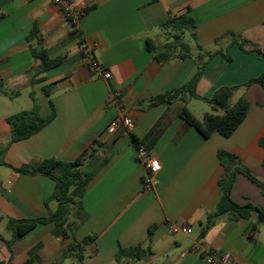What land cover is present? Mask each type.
I'll list each match as a JSON object with an SVG mask.
<instances>
[{
	"label": "crops",
	"instance_id": "obj_1",
	"mask_svg": "<svg viewBox=\"0 0 264 264\" xmlns=\"http://www.w3.org/2000/svg\"><path fill=\"white\" fill-rule=\"evenodd\" d=\"M72 8L83 13L76 25L64 18L55 0H0V264H57L65 249L89 235L96 240L85 264H117L120 248L138 245L150 255L136 264H208L204 258L212 254L230 255L228 264H264V223L256 212L247 219L221 217L202 235L220 198L224 169L218 150L236 155L264 184V88L243 86L264 74V59L254 49L264 52V0H72ZM180 17L192 18L195 28L186 26L182 34L168 26ZM164 30L170 40L178 33L179 42L161 62L149 47L164 50L169 43ZM34 31L37 38L31 39ZM243 40L248 43L241 48ZM36 42L62 62L33 79L40 65L30 49ZM198 47L220 53L209 59L197 94L211 98L220 88L238 87L232 103L249 102L230 137L213 133L205 138L180 116L185 107L202 121L213 113L208 103L193 110L192 99L184 96L153 104L195 76L198 56L208 60ZM87 52L111 78L91 72ZM35 104L45 117L54 110V118L34 136L12 142L7 118ZM123 115L134 120L133 134H108ZM137 145L161 163L152 190L144 188L147 169L137 160ZM83 155L87 178L70 191L82 204L73 234L64 237V227L48 223L9 245L10 219L44 218L57 208L51 199L53 179L17 169L49 159L74 162ZM231 198L240 206L264 209L261 188L241 173ZM174 225L191 231L172 233Z\"/></svg>",
	"mask_w": 264,
	"mask_h": 264
},
{
	"label": "trees",
	"instance_id": "obj_2",
	"mask_svg": "<svg viewBox=\"0 0 264 264\" xmlns=\"http://www.w3.org/2000/svg\"><path fill=\"white\" fill-rule=\"evenodd\" d=\"M3 18L4 15L0 14V21ZM168 26L173 27L174 30H178L184 34L186 26L195 28V22L192 18L180 17L177 19H171L168 23ZM36 38V31H34L31 39ZM173 38L175 39V42L167 43L164 46V50L162 52H158L155 48L153 49L149 47V50L157 53L156 57L158 61L162 62L169 59L171 47L176 46V44L179 42V34H174ZM247 43L248 41L243 40L241 43H239V45L241 48H243V45ZM180 47L182 51L186 49L184 45H180ZM30 49L32 55L40 61L39 67L34 72L33 79L45 73L46 71L59 66L62 62V58L51 59L48 56L47 51L42 48L39 42L31 44ZM254 49L264 59V52L257 49L256 47H254ZM198 50L203 52L201 47H198ZM217 53L220 52H203V56L208 57V60L201 62L200 57L202 56L197 57V59H199L198 71L187 84L171 93L159 95L153 101V104L162 102L172 103L179 98L187 96L189 99H201L211 105L213 113H206L202 121H198L192 114L188 112L185 107L180 113V116L188 124L196 127L205 138L210 137L213 133H219L224 137H230L243 122L249 109V102L245 98H240L235 104L232 103L234 91L238 87L220 88L211 98L200 97L197 94L196 89L202 78L203 71L209 59ZM225 56L229 58L227 54ZM253 83H257L264 88V74L257 78L251 79L243 86L248 87ZM218 110H220L223 114H218ZM54 116V110H52L51 114L46 117L41 115L36 104L30 110H24L9 116L7 118V122L11 126L12 130L11 141H22L34 136L40 130H42L54 118ZM261 145L264 147V139L261 140ZM85 155L74 162H64L55 159H49L44 160L33 167L24 166L20 169H17V171L20 173L41 174L53 179L55 181V190L51 199L57 203V208L55 210H50L49 216L44 218L23 220L10 219L7 223V229L12 232L13 237L8 242L9 245H11L17 239L28 234L37 226L48 223H54L56 226L64 227L62 231V235L64 237L71 236L73 234L72 225L81 216L82 204L71 197L70 191L73 186L83 182L87 178V175L81 169ZM217 158L219 164L224 169L223 176L219 180L220 198L216 209L208 215L205 221L204 227L202 229V235H204L206 231L221 217H229L233 220L247 219L250 217L252 212H256L258 218L264 223L263 208L253 205L252 203H248L245 206H240L236 204L231 198V190L238 173L245 175L250 180L255 182L261 188L263 195L264 184L259 182L246 168L240 165L236 155L221 149L217 152ZM95 240L96 236L89 235L83 240L77 242L75 246L65 249L58 256L57 264H62L67 258H75L82 264H85L84 260L87 254V249L90 245L95 243ZM149 255L150 252L148 250L144 249L141 245H138L120 248L116 254L115 260L117 264H136L138 262L145 263L148 260Z\"/></svg>",
	"mask_w": 264,
	"mask_h": 264
},
{
	"label": "built area",
	"instance_id": "obj_3",
	"mask_svg": "<svg viewBox=\"0 0 264 264\" xmlns=\"http://www.w3.org/2000/svg\"><path fill=\"white\" fill-rule=\"evenodd\" d=\"M56 4L59 6L60 11L64 18L71 22V24L76 25L83 13L76 12L72 8V0H55ZM87 66L94 75L103 77L105 79L111 78V74L103 68L96 57L87 52ZM119 93H114L108 98L109 102L116 99ZM135 130L134 120L128 116L123 115L116 120H114L108 127V134L111 135H121L130 136ZM137 160L141 162L147 169L144 178V188L146 190H152L159 183L158 174L161 171V163L157 157L152 155L143 145H137ZM191 229L189 227L183 226H172L171 232L177 233L181 232L184 234H189ZM205 262L208 264H228L230 260V255L216 256L214 254L206 256L204 258ZM132 264V263H129Z\"/></svg>",
	"mask_w": 264,
	"mask_h": 264
},
{
	"label": "rangeland",
	"instance_id": "obj_4",
	"mask_svg": "<svg viewBox=\"0 0 264 264\" xmlns=\"http://www.w3.org/2000/svg\"><path fill=\"white\" fill-rule=\"evenodd\" d=\"M163 32H164L162 34L163 38H166V40L169 41V43H174L175 42V39L174 38H172L170 40V37L169 36L167 37L168 32H169L168 30H164ZM2 101H5V100H2ZM190 101L191 102H190L189 107H190V109H193V110H198L197 107H199L201 105H207L206 102H202V101L197 100V99H192ZM2 232L6 234L7 231H6V229H3ZM62 264H82V263L80 261H78L77 259H75V258H67L66 260L63 261Z\"/></svg>",
	"mask_w": 264,
	"mask_h": 264
}]
</instances>
